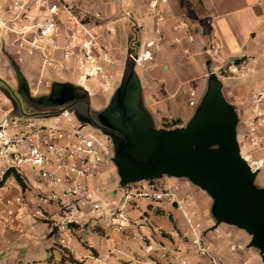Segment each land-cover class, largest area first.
<instances>
[{
  "label": "crops",
  "instance_id": "crops-1",
  "mask_svg": "<svg viewBox=\"0 0 264 264\" xmlns=\"http://www.w3.org/2000/svg\"><path fill=\"white\" fill-rule=\"evenodd\" d=\"M70 4L88 12L91 24L99 33V43L102 47L99 65L104 66L112 75L110 90H104L98 82H93L94 85L90 81L85 83L87 89L76 84L78 73L75 64L68 65L74 68V71L56 73L53 69L41 70L42 59L39 55L23 53L14 59L29 87L43 76L62 83L69 81L70 83L65 84L79 88L77 90L82 92L81 96L68 99L87 97L89 113L97 112L100 115L107 111L108 118L119 119V114L116 110H112L110 105L117 91L134 71L140 81L141 106L151 116L154 128L175 129L186 126L191 121L206 93L209 76L212 74L218 76V70L224 66L225 60L229 59L239 64L241 71L264 66L262 55L264 0H171L169 7L165 8L166 5H161L166 17L178 15L170 19L172 25H178L179 20L185 18L196 26L195 42L191 44L174 43L170 30L162 35L156 32V20L150 12L149 0H71ZM216 38L223 45L221 50L223 61L209 59L208 52ZM136 42L155 43L153 61L143 66L138 63L133 65L129 51L130 48L134 50ZM54 57L57 63H62L61 51L56 52ZM104 57L107 61H103ZM242 62H245V65H242ZM59 74L62 76L59 77ZM258 76L259 80L264 79V72L259 73ZM222 82L224 94L225 85L227 86L229 81L223 79ZM224 96L236 107L226 94ZM251 110L254 111L253 108ZM236 111L241 118L238 108ZM109 113H114L116 116L109 117ZM75 115L80 117L78 114ZM256 116L258 115H255V118ZM54 117H44L34 121L41 125L52 126L57 122ZM28 176L36 186L37 173L29 171ZM172 179L178 181V178ZM137 183L129 182L123 187L122 177L114 163L112 166L103 167L99 174L88 181L91 187L100 186L104 189L103 196L112 199L120 198L126 188ZM7 186L10 187L9 195L14 196L24 192L33 207L40 204L33 185L29 184L26 187L15 177H11ZM119 186L123 188L116 195H112ZM192 190L196 201L186 206L189 216L193 218L192 227L182 210L175 205L170 206L164 202L141 198L139 208L131 213L132 225L127 231L110 232L105 226L92 230L83 229L72 243V252H67V256H63V262L77 264L71 262L73 259L84 264L82 260L94 256L96 259H89L88 264H171L174 259L184 257L188 260V264H209L205 257L189 253V241L193 236L192 228L199 225L205 241L213 248L223 264H264L259 251L249 247L251 237L244 230L236 227L226 224L215 225L216 220L211 213L213 202L211 197L195 185ZM44 207L52 215V220L39 221L47 224L46 238L57 245L53 233L54 220L59 219L57 209L53 204H45ZM143 216L149 218L148 223L142 221ZM20 223V230L0 231V264H15V262L56 264L53 260H35L30 257L25 261L19 260V254L11 248L10 241L28 233L34 224L28 217H23ZM139 240L142 241V249L149 258L137 256L127 263H114L112 260L114 251L122 253L120 244ZM110 245L114 247L113 250ZM149 246L152 247L151 250H147Z\"/></svg>",
  "mask_w": 264,
  "mask_h": 264
},
{
  "label": "built area",
  "instance_id": "built-area-1",
  "mask_svg": "<svg viewBox=\"0 0 264 264\" xmlns=\"http://www.w3.org/2000/svg\"><path fill=\"white\" fill-rule=\"evenodd\" d=\"M149 4L155 8L158 2L149 0ZM89 15L63 0H0V63L5 57L16 58L23 53L39 55L42 71H74L68 65L75 64L79 86L87 89L85 83L93 81L98 82L104 90H110L112 75L99 65L102 47L99 33L91 24ZM178 25L176 30L181 31L184 27L185 34L181 31L174 40L194 43V35L188 34V28H185L187 22L180 21ZM213 43L208 53L214 60H221L218 54H221L223 45L217 38ZM133 49L137 63L151 56L149 51L141 55L139 48ZM58 51L62 54L61 64L54 57ZM103 61H107L105 57ZM242 63L245 65V62ZM223 68L238 71L237 63L232 61ZM52 85L53 81L42 76L30 88L31 94L35 97L49 95ZM14 112L13 105L0 91V231L20 230L23 217L52 220L44 205L53 204L59 217L54 220L53 233L58 245L71 253L72 243L83 229L105 226L110 232L127 231L132 225L131 213L139 208L141 198L175 205L182 210L192 227L193 218L189 216L186 206L194 203L196 196L188 179H178L177 183L170 185L159 183L161 179L141 181L126 188L118 199L104 197V189L91 187L88 181L99 174L103 167L113 165L115 151L108 135L90 123L78 120L68 109L54 117L57 122L52 126L15 116ZM251 132L249 135L252 137L248 140L256 145L258 136L254 133V127H251ZM29 171L37 173L36 186L28 176ZM11 177H19L26 187L33 185L40 204L33 207L24 192L9 195L7 183ZM141 218L149 222V218ZM192 231L189 253L205 257L209 264H223L205 241L199 225ZM151 248L149 246L147 250ZM89 259L96 258L91 256ZM89 259L81 262L88 264ZM171 264H188V260L184 257L174 259Z\"/></svg>",
  "mask_w": 264,
  "mask_h": 264
},
{
  "label": "water",
  "instance_id": "water-1",
  "mask_svg": "<svg viewBox=\"0 0 264 264\" xmlns=\"http://www.w3.org/2000/svg\"><path fill=\"white\" fill-rule=\"evenodd\" d=\"M129 57L133 65L137 63L134 50L130 49ZM9 60L18 82L29 91L17 62L10 56ZM66 87L70 86L53 82L46 96L53 103L70 102L63 92ZM222 89L219 76L210 75L206 93L186 126L155 129L151 116L141 106L140 81L132 71L110 105L120 118H108L107 111L100 114L113 130L104 134L113 141V163L122 184L164 176L188 179L211 197V213L217 225L244 230L251 237L249 247L259 251L264 263V188L255 185L258 173L242 155L240 118ZM79 119L90 123L81 116Z\"/></svg>",
  "mask_w": 264,
  "mask_h": 264
},
{
  "label": "rangeland",
  "instance_id": "rangeland-1",
  "mask_svg": "<svg viewBox=\"0 0 264 264\" xmlns=\"http://www.w3.org/2000/svg\"><path fill=\"white\" fill-rule=\"evenodd\" d=\"M64 2L66 4H70L71 0H67ZM157 2L158 4L155 8L151 7V5L149 4V7L151 8L150 12L153 14V18H155L156 20V32L162 35L166 33L165 31L170 30V32L173 34L172 39L174 43H188L186 40H182L181 42H176L174 40V38L181 31L182 34H185V30L184 27L181 31L176 30L180 25H172L170 22V19L178 17V15L168 18L163 12V6L166 5L165 8H167V6L169 7L171 0H157ZM167 12L169 11L167 10ZM160 19H162V21H159ZM179 21H186L188 26H185V28H188V34H195L194 32L197 29L196 26L193 25V23H190L188 19L185 20V18L184 20ZM212 44L214 45L215 43ZM135 45L137 48H139L141 55H144L146 51H149L151 54L149 58L142 59V61L138 63V65L143 66L147 62L153 61V49L156 48L154 42H147L144 44L142 42H136ZM218 56L219 58L222 57V53L218 54ZM209 59L212 61H217L214 60L210 55ZM218 61L223 60L221 59ZM224 62V66L226 67L230 64L229 59L225 60ZM240 68L241 67L239 66V64L237 72H231L228 68L225 70L224 68H220L218 70V76L221 78V80L225 79L229 81V84H227V86L225 85L226 88L224 94H226L227 98H229V100L235 104V108H238L240 113L241 118L238 125V139L241 152L243 156L249 161V164H251L252 167L254 166V171H257L258 173L255 185L258 188H264V79L262 78L261 80H259L258 76L259 73L264 72V66H256L252 70L248 68L246 71H241ZM60 75L61 74H59V77ZM44 78L48 79L47 77ZM53 82L57 83V81ZM90 82L93 85L95 84L93 83V81ZM64 83L70 82L66 81ZM45 90L47 89L45 88ZM0 91L7 96L10 104L13 105V108L15 109V112L13 114L15 116L25 117L29 120L37 121L43 119L44 117H54L63 110L68 109L74 114H78L82 118L88 120L93 127L99 129L100 131H102V133L107 132V130L113 131L112 128L107 127L106 121L101 115L97 114V112L89 113V100L87 99V97L72 100L64 104H59L50 102V97L48 96H32L31 90L29 89L28 91L24 85H21L18 80L15 79V75L12 71V67L7 57L2 59V62L0 63ZM252 108L254 109V111L251 110ZM255 115H258L256 116L257 118H255ZM78 120L80 119L78 118ZM251 127L255 128L254 133L258 136V143L256 145L248 140V138L252 137L249 135V133H252ZM246 133H248V135L245 138ZM172 181L174 184L179 180L176 181V179L164 177L160 180L159 183L170 185L172 184ZM121 185L125 187L124 184ZM123 187H117L114 191V194L112 195H116L118 191ZM39 220L41 219H32L34 223L33 228L29 230L28 233L18 237L14 241H10L11 248L18 252L19 260L25 261L28 257H30L34 258L35 260H53L57 264L62 263L63 256H67V252L63 250L58 244L54 245V241L48 240L46 238L48 226L45 222ZM216 224L217 222H215V225ZM120 246L122 249V253L114 251V254L112 256V260L114 261V263H127L135 259L137 256L149 258L148 255L144 253L142 249L143 244L140 240L136 242L127 241L123 244H120ZM110 248L111 250H113L114 247L110 245ZM15 264H17V262H15Z\"/></svg>",
  "mask_w": 264,
  "mask_h": 264
},
{
  "label": "flooded vegetation",
  "instance_id": "flooded-vegetation-1",
  "mask_svg": "<svg viewBox=\"0 0 264 264\" xmlns=\"http://www.w3.org/2000/svg\"><path fill=\"white\" fill-rule=\"evenodd\" d=\"M64 95H66V97L70 98V97H80L82 92L80 90L75 89L74 87H66L64 90ZM111 116H116V114L114 113H109V117Z\"/></svg>",
  "mask_w": 264,
  "mask_h": 264
},
{
  "label": "trees",
  "instance_id": "trees-1",
  "mask_svg": "<svg viewBox=\"0 0 264 264\" xmlns=\"http://www.w3.org/2000/svg\"><path fill=\"white\" fill-rule=\"evenodd\" d=\"M176 124H178V123H176ZM17 180H18L20 183H22L19 177H17ZM22 184H23V183H22ZM71 262H73V263H77V264H81V263H78L77 261H75V260H73V259H71Z\"/></svg>",
  "mask_w": 264,
  "mask_h": 264
},
{
  "label": "bare ground",
  "instance_id": "bare-ground-1",
  "mask_svg": "<svg viewBox=\"0 0 264 264\" xmlns=\"http://www.w3.org/2000/svg\"><path fill=\"white\" fill-rule=\"evenodd\" d=\"M243 155V154H242ZM244 157V156H243ZM246 159V158H245ZM247 160V159H246ZM247 162L249 163V161L247 160ZM250 166L252 167V165L250 164ZM253 170H255L253 167H252Z\"/></svg>",
  "mask_w": 264,
  "mask_h": 264
}]
</instances>
